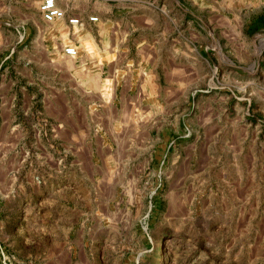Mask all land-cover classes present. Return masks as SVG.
Masks as SVG:
<instances>
[{"label": "rangeland", "instance_id": "rangeland-1", "mask_svg": "<svg viewBox=\"0 0 264 264\" xmlns=\"http://www.w3.org/2000/svg\"><path fill=\"white\" fill-rule=\"evenodd\" d=\"M38 1L0 0V264H264V0H176L160 96L140 82L124 100L116 70L91 75L116 59L102 20L76 14L101 0L75 4L73 33ZM163 1L112 11L159 24ZM84 227L90 245L74 241Z\"/></svg>", "mask_w": 264, "mask_h": 264}, {"label": "crops", "instance_id": "crops-1", "mask_svg": "<svg viewBox=\"0 0 264 264\" xmlns=\"http://www.w3.org/2000/svg\"><path fill=\"white\" fill-rule=\"evenodd\" d=\"M25 1H33V0H25ZM59 1V0H58ZM122 0H101L103 3V11H93L92 13L96 14L97 20L90 22L87 20L86 13H79L76 8L75 4L79 2V0H60L59 1V8H61L65 14V17L71 16L73 11H77L79 17L82 20V24L86 23H93V25H98V19L102 20V29L97 30V35L99 44L100 45V51L102 55H104V49L109 53L112 54L113 52L116 54V59L112 61V59L109 60H103L104 62L96 64L97 67L95 69H91L94 67L92 65L90 69L92 70V76H95L97 72V69L102 71L104 70L107 74H109L112 70H116V88L115 93L117 95V98L124 100L126 96L133 95V92H129V90H132L135 88L136 84L143 82L144 89L146 91V95L151 97H159L160 96V88H159V74L157 73L156 68L163 67L162 57L163 55L160 52L167 51L169 54L166 56L172 61L175 59V49H176V39L172 37L173 29L174 27H171L169 22L172 21L174 18V11L176 6V0H164L163 3L165 5V9L161 12L162 16L160 18L159 24L155 23V19H152L150 15L145 13L143 10L140 14H138L137 18L139 19V23L136 24V18L135 19V26L131 27H125L122 25V18L120 16H115L116 14H113L112 11V2H118ZM15 2L20 3L23 2V0H15ZM57 4V0H55ZM55 21H60L61 23L66 24L65 18L57 19ZM98 28V27H97ZM172 28V30H171ZM188 28L190 30V23L188 22ZM125 40V42H124ZM130 40V42H129ZM134 48L136 51L144 50V51H150L148 54H145L149 57L148 61H143L142 57L140 59H136L135 56L132 57L129 55L130 49ZM41 48V47H40ZM123 52H125V55L122 57ZM171 52V53H170ZM129 56V57H128ZM129 58V59H127ZM126 60L125 64L124 61ZM158 60V61H157ZM129 61H131L132 65H129ZM160 61V63H159ZM26 63V60L24 61ZM145 64L142 65V64ZM124 64V65H123ZM171 64V68H174V63H168V65ZM140 70L141 73L138 71ZM127 72V74H126ZM125 74V75H124ZM31 83L30 77L24 78V84ZM157 85V86H156ZM151 88V89H150ZM97 98V95L93 92L91 94V99ZM92 102V101H91ZM89 107V106H88ZM97 112V108H91V110H94ZM90 110V108H89ZM100 112L105 114L106 109L105 108H99ZM116 113L115 115H118ZM111 115V114H109ZM72 132L76 131V128L73 126L71 127ZM78 135V134H76ZM9 145V144H8ZM59 187H49L46 189L47 195L49 196L50 200L53 196V194H57V189ZM68 189H71L72 191H75L76 189L73 187H70ZM62 189H61V192ZM54 199V200H53ZM53 201L55 203V206H61V203L55 202L56 199L53 197ZM63 205V204H62ZM61 211L63 209H60ZM68 213L69 210H67ZM71 215V213H70ZM61 217H64V214L61 215ZM69 223V224H68ZM66 228L71 227L72 228V221L68 218V222L66 223ZM71 230V229H70ZM94 234L92 231L86 227L82 230V232H78V235L76 234L74 241L78 242L79 244H91L94 239ZM79 252V251H78ZM89 252V251H88ZM80 253V252H79ZM78 257H80V254H77ZM89 256L91 254L89 253Z\"/></svg>", "mask_w": 264, "mask_h": 264}, {"label": "built area", "instance_id": "built-area-1", "mask_svg": "<svg viewBox=\"0 0 264 264\" xmlns=\"http://www.w3.org/2000/svg\"><path fill=\"white\" fill-rule=\"evenodd\" d=\"M37 11L41 19L46 23H51L57 19L65 18L66 24L73 33V27L79 26L81 20L77 16L65 17V14L61 8L56 5L55 0H39L37 3ZM96 16H89L88 21H96ZM63 53L69 57H75L77 55V48L75 45L67 44L63 47Z\"/></svg>", "mask_w": 264, "mask_h": 264}, {"label": "bare ground", "instance_id": "bare-ground-1", "mask_svg": "<svg viewBox=\"0 0 264 264\" xmlns=\"http://www.w3.org/2000/svg\"><path fill=\"white\" fill-rule=\"evenodd\" d=\"M57 5V4H56ZM80 26V25H79ZM76 27H78V26H76ZM74 28V27H73ZM74 30V29H73Z\"/></svg>", "mask_w": 264, "mask_h": 264}]
</instances>
